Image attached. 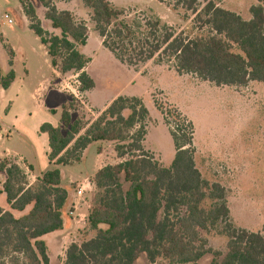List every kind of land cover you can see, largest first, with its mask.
<instances>
[{
	"label": "trees",
	"instance_id": "1",
	"mask_svg": "<svg viewBox=\"0 0 264 264\" xmlns=\"http://www.w3.org/2000/svg\"><path fill=\"white\" fill-rule=\"evenodd\" d=\"M20 1L31 28L47 46L52 64L58 66L56 57L65 51L62 70H75L83 89L93 88L84 69L87 59L77 48L87 42V23L77 20L70 10L59 9L53 0H38L46 8L51 26L60 30V35H49L34 5ZM82 1L91 9L104 45L123 63L136 65L155 56L167 57L175 62L178 74H195L217 86L264 83V0L250 7L251 19L213 0H169L174 7L193 12L197 20L203 19L208 33L190 37L159 18L148 20L147 31L137 40L141 45L133 49L127 47L132 43L133 28L121 21L124 8L114 6L111 0ZM201 2L204 7L199 9ZM14 77L13 71L3 73L0 66L3 88L7 89ZM154 102L174 141L175 154L169 166L144 147L149 109L139 97L113 100L77 138L80 122L73 119L66 105L61 126L41 125V132L48 135V158L53 166L80 160V153L98 141L114 143L122 159L93 175L98 193L86 226L94 235L72 242L63 264H136L143 255L148 264H199L207 254L212 256L208 264H264V233L237 227L231 221L226 188L206 180L196 165L194 122L177 107L157 99ZM137 124L138 129L131 131ZM0 170L7 175L0 189V201L4 195V205L0 202V264H51L43 236L64 228L73 185H62L57 166L38 177L37 187L22 182V169L8 158L0 162ZM207 201H211L209 207ZM220 224L218 233L227 237L225 252L211 247L202 235Z\"/></svg>",
	"mask_w": 264,
	"mask_h": 264
},
{
	"label": "rangeland",
	"instance_id": "2",
	"mask_svg": "<svg viewBox=\"0 0 264 264\" xmlns=\"http://www.w3.org/2000/svg\"><path fill=\"white\" fill-rule=\"evenodd\" d=\"M25 1L27 5H34L37 16L49 35H54L55 31L60 33L46 18V8L41 2ZM213 1L240 12L244 18L250 16V6L255 3V0ZM53 2L57 3L59 9L70 7L76 19L84 20L89 27L87 42L84 45L78 44L77 48L87 59L84 69L92 78L94 86L85 90L75 70H62L66 54L62 51L56 57V68L60 73L56 88L39 94L36 91L39 82L52 74V57L31 28L21 1L0 0V66L2 69L7 67L9 49L12 48L15 50L16 72L15 84L7 95L4 96L0 85V135H9L0 140V161L9 149L10 155L16 156L14 153L17 152L40 171L57 166L61 170L62 185H73V191H76L83 178H93L98 166L120 161L114 151L115 144L106 143L105 147L102 146L105 148L103 160L96 161V165L94 157L102 150L99 147L96 149L97 143L86 155L83 150L79 155L80 160L71 159L66 165L53 166L49 164L46 154L48 143L44 137H39L40 125L44 122L58 125L65 102L73 119L80 122V133L83 134L109 106L99 111L101 105L110 104L122 96L127 99L139 97L149 109V118L145 121L147 133L144 147L152 151L163 165L169 166L174 158L175 146L168 126L155 106L154 101L157 99L177 107L194 122L197 167L206 180L220 182L226 188L231 221L237 227L264 233V83L254 81L243 87L217 86L195 74H178L174 69L175 62L167 57L155 56L136 65L123 63L110 47L104 45L91 18V9L82 0ZM111 2L114 6L125 9L121 21L133 28L132 43H127L128 49L141 45L137 40L147 31L148 20L159 18L174 31H182L190 37L206 35L209 31V26L205 25L203 19L197 20L193 12L181 6L174 7L169 0ZM203 7L204 2H201L199 9ZM5 14L13 20L12 23L8 22ZM113 40L115 39L111 38ZM51 108L57 111H52ZM138 127L139 124L131 131ZM73 145L74 142L69 149ZM16 158L11 156L8 160L16 163L20 161L23 165V161ZM23 167L22 182L28 186L26 168ZM4 175L0 171V189ZM37 185L38 181L32 184L33 187ZM124 185L127 186V183ZM97 193L98 188L93 185V190L84 194V201L92 204ZM3 199L4 197L0 201L2 205ZM210 205L211 201H207L206 206ZM220 228L221 224L209 231H202V235L209 239L211 247L225 252L227 237L218 233ZM62 235L50 240L46 237V241L50 242L48 254L52 258V264H63L66 246L74 241L80 243L85 237L93 236L94 232L84 224H75L69 233ZM211 258L207 254L200 259L199 264H208ZM136 264H148L146 256H141ZM163 264L168 262L163 261Z\"/></svg>",
	"mask_w": 264,
	"mask_h": 264
},
{
	"label": "crops",
	"instance_id": "3",
	"mask_svg": "<svg viewBox=\"0 0 264 264\" xmlns=\"http://www.w3.org/2000/svg\"><path fill=\"white\" fill-rule=\"evenodd\" d=\"M55 2V1H54ZM220 3L221 2H218L217 4L219 5V6H222V5H220ZM258 3V1L257 0H255V3L254 4H257ZM253 4V5H254ZM56 5H57V3H56ZM252 6V5H251ZM250 6V7H251ZM222 7H225V6H222ZM226 8V7H225ZM62 9H66V10H70L74 15H75V13L73 12V10L70 8V7H67V8H62ZM227 9H229V8H227ZM230 10H232V9H230ZM234 11V10H233ZM235 12H237V11H235ZM237 13H239V14H241L240 12H237ZM243 17V16H242ZM244 18V17H243ZM252 18V15H251V13H250V16L249 17H247V18H245V19H251ZM44 20H42V22H43ZM49 22H50V20H48ZM50 24H51V22H50ZM54 29H56V28H54ZM59 30V29H58ZM90 34V33H89ZM55 35H60V33H56V31H55ZM39 37V36H38ZM40 38V37H39ZM41 40V39H40ZM43 44V43H42ZM43 47L46 49V51L48 52V48H47V46L46 45H44L43 44ZM84 52V51H83ZM15 50L14 49H12V48H10L9 49V54H8V63H7V67L6 68H4V69H2V71H3V73H8L9 71H13L14 72V74H15V77H14V80H13V82L11 83V85L7 88V89H5V88H3L2 87V85H1V88H2V93L4 94V96L5 95H7L8 94V91L9 90H11V88H12V86L15 84V79H16V72H15V68H14V62H15ZM49 54V53H48ZM57 66H53V64H52V68H53V70H52V74L49 76V77H46L44 80H42V81H40L39 82V85H38V87L36 88V91L40 94L41 92H43V91H46V90H48V89H51V88H56V85H57V83H58V81H59V71H58V69L56 68ZM86 68V67H85ZM88 68V67H87ZM251 82H254V81H251ZM256 82V81H255ZM57 90H59V89H57ZM66 103L64 102L63 103V106L65 105ZM109 105V103H107V104H104V105H101V108H98V110L99 111H103L104 110V108H106L107 106ZM67 106V105H66ZM68 108V107H67ZM51 110L52 111H57V109H55V108H51ZM69 110V109H68ZM61 116H62V114H61ZM73 117V116H72ZM51 123V122H50ZM53 123V122H52ZM43 123H41V125H42ZM41 125H40V127H41ZM53 125L54 126H61L62 125V122H61V119H60V122H59V124L58 125H56L55 123H53ZM81 132V131H80ZM78 133L77 134V136H76V138L79 136V135H81V133ZM6 137H8L9 135L7 134V135H5ZM3 134L2 135H0V140H3L4 139V137H5ZM39 137H44L45 138V141H46V143H48V151L46 152V154H47V157H48V152H49V140H48V135H47V133H45V132H41V130H40V134H39ZM95 143H97V147H96V149L99 147H101L102 148V146H104L105 147V144L106 143H108V142H104V141H98V142H94V143H92V144H90L86 149H85V155H86V153L88 152V150L95 144ZM72 144V143H71ZM102 148V150H100L99 152H97V155L94 157V164L96 165V161H100V160H103V156H104V152H105V148ZM153 149V148H152ZM154 150V149H153ZM114 151H116L115 149H114ZM154 151H156V150H154ZM157 152V151H156ZM11 154V152H10V150L8 149L7 150V153L5 154V155H3L2 157H3V159L4 158H9V157H14V158H16L17 156V158L16 159H19V160H21V161H23V165L20 163V161H18L17 162V164L19 165V167L20 168H24L23 166H25V168H26V171H25V175L27 176V179L29 180V185L28 186H32V184L35 182V181H38V177L43 173V172H45V171H40V170H38V168L32 163V162H30L29 160H27V158H25V157H23L22 155H20V154H18L17 152H15L14 154H16V156L15 155H10ZM13 154V153H12ZM84 155V156H85ZM117 158L118 159H120V161L122 160L119 156H118V154H117ZM2 159V160H3ZM1 160V161H2ZM0 161V162H1ZM48 161H49V158H48ZM120 161H117V162H120ZM117 162H115V163H117ZM16 163V162H15ZM49 164L50 165H53V164H51L50 163V161H49ZM107 164H114V163H105L104 165H100V166H98L97 168H96V170H95V172L96 171H98L99 169H101L102 167H104L105 165H107ZM197 165V164H196ZM1 171V170H0ZM201 171V170H200ZM1 172H3L5 175H4V178H3V180H2V185H3V183H4V181L6 180V177H7V175H6V172L5 171H1ZM95 172L93 173V175L95 174ZM89 180V182H87ZM81 185H85L86 186V192H88V190L89 191H92L93 190V185H95L94 184V182H93V179H89L88 177H86V178H83L82 179V181L80 182V184H79V187L81 186ZM78 187V188H79ZM77 188V189H78ZM77 189H76V191H73V195H72V204H71V206H70V208L68 209L69 211H68V213H69V216L65 219V226H64V228L63 229H60V230H56V231H53V232H51V233H48V234H46V235H44L43 236V239L46 241V237H48L49 238V240L52 238V237H59V236H61L62 234H66V233H69V230L72 228V226L74 227L75 226V224L77 225V224H84L85 226L87 225V217H88V214H89V211H90V209H91V206H92V204L91 203H89L88 201L86 202V201H84V197H78V195H77ZM86 192L84 193V194H86ZM84 196V195H83ZM3 197H4V195H3ZM71 211H73V214H71L70 212ZM59 231H61V232H59ZM47 235H49V236H47ZM62 238H65V235L63 236L62 235ZM74 242H76V241H74ZM46 244H47V246L50 244V242L49 241H46ZM69 246V245H68ZM68 246H66V249H67V247ZM65 252H66V250H65ZM49 257H50V262H51V264H52V258H51V256L49 255ZM64 260H65V258H64Z\"/></svg>",
	"mask_w": 264,
	"mask_h": 264
},
{
	"label": "built area",
	"instance_id": "4",
	"mask_svg": "<svg viewBox=\"0 0 264 264\" xmlns=\"http://www.w3.org/2000/svg\"><path fill=\"white\" fill-rule=\"evenodd\" d=\"M5 17L8 18V22L12 23L13 20L7 15L5 14ZM86 192V186L85 185H81L78 189H77V195L78 197H83L84 193ZM71 214H73V211L70 212Z\"/></svg>",
	"mask_w": 264,
	"mask_h": 264
}]
</instances>
